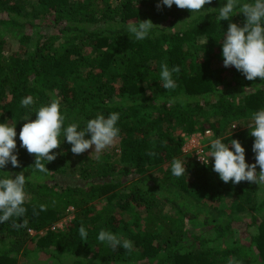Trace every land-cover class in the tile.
<instances>
[{
    "label": "trees",
    "instance_id": "16d2710c",
    "mask_svg": "<svg viewBox=\"0 0 264 264\" xmlns=\"http://www.w3.org/2000/svg\"><path fill=\"white\" fill-rule=\"evenodd\" d=\"M158 3L0 0V123L16 125L21 165L9 163L0 178L23 171L28 194L27 227L0 224V264L42 254L53 264H264V189L225 184L212 170V158L205 165L194 152L183 154L186 136L210 132L225 143L239 140L246 163H255L247 126L251 113L264 108V82L223 66L221 39L229 21L217 17L226 0L192 13L175 5L158 9ZM146 19L156 27L138 41L127 25ZM244 20L238 14L231 22L242 26ZM162 62L180 68L173 74L175 90L160 81ZM30 95L36 103L21 107ZM53 97L61 99L65 126L76 122L83 129L97 114L119 113L115 149L99 159L74 155L61 136V147L53 150L57 158L45 162L49 172L36 170L19 132L24 117L34 120L35 109ZM206 151L210 145L204 159ZM174 158L186 167L179 178L171 173ZM67 214L73 218L63 229L52 230ZM239 221L247 243L235 237ZM102 229L131 241L132 251L100 242Z\"/></svg>",
    "mask_w": 264,
    "mask_h": 264
},
{
    "label": "clouds",
    "instance_id": "9594fccd",
    "mask_svg": "<svg viewBox=\"0 0 264 264\" xmlns=\"http://www.w3.org/2000/svg\"><path fill=\"white\" fill-rule=\"evenodd\" d=\"M212 3L213 0H159L157 8L166 6L170 9L175 5L178 9H187L192 13L200 12L205 5ZM238 14L245 18L242 26L231 22ZM217 19L229 21L227 31H223L221 39L223 66L234 67L248 81L259 79L264 82V0H226V4L218 8ZM154 27L156 26L153 22L146 19L130 22L126 30L139 41L148 38ZM179 72L178 66L169 68L166 62L161 63L160 81L166 90L176 89L173 74ZM35 103V98L30 95L21 100V107L31 108ZM34 115V120L30 116L24 117L19 140L20 147L34 155L33 167L40 172H49L46 164L57 158L53 150L61 147V136L64 138L63 142L71 145L74 155L92 149V154L95 153L97 159L104 150L113 146L120 136V129L117 127L120 115L117 112L110 113L107 117L97 114L86 122L83 129L76 122L65 126L66 116L61 111V99L58 97H53L50 103L36 108ZM250 120L247 128L250 136L254 138L252 151L255 154V163H246V150L237 139H230V142L225 143L221 138H215L210 142L211 151L207 154L208 158H199L205 165H208L209 158H212V170L225 184L249 182L264 186V108L251 113ZM16 136L14 123H0V169L9 163L13 168L21 167ZM86 136L90 138L86 139ZM148 155L154 156L156 153L149 152ZM2 173L4 176L0 178V224L12 221V227L17 230L27 227L28 221L23 219L27 213L24 206L28 199L25 190L27 178L23 171L18 174ZM171 173L177 178L186 173V167L181 160H172ZM39 207L41 211L46 210L45 205ZM33 214H38L35 208ZM20 220L22 223L17 222ZM79 235L82 240L87 239L88 233L83 225L79 228ZM98 240L113 250L123 247L131 252L133 248L131 241L103 229L99 232ZM228 264L239 262L231 259Z\"/></svg>",
    "mask_w": 264,
    "mask_h": 264
},
{
    "label": "rangeland",
    "instance_id": "374dc122",
    "mask_svg": "<svg viewBox=\"0 0 264 264\" xmlns=\"http://www.w3.org/2000/svg\"><path fill=\"white\" fill-rule=\"evenodd\" d=\"M6 37H8V39L10 40L11 45H13V47L16 46V42L14 37H12L10 35V33H8L6 35ZM234 89V88H233ZM211 140H213L211 133L209 135H201V134H193L190 136H186L185 140H184V147H183V154L184 156L188 155V154H192V152L195 153L196 156L202 155L204 153V149L210 145ZM117 144V141L115 142V144L109 148H107L106 150H104L103 152H107V151H111L112 149H115ZM92 149H89L88 151H86L85 153H83L82 155H85L86 157H95L96 154L93 153L92 154ZM102 152V153H103ZM209 152L206 151V154H208ZM92 154V155H91ZM183 156V157H184ZM202 158V157H201ZM261 188L264 189V186H261ZM230 203H226V206L229 207ZM69 211H71V208L69 209ZM73 218V214H67V217L64 218L62 221H60L59 223H57L54 227H52L51 229H59L62 230L63 227L65 226V223H67L68 221H70ZM239 218V217H236ZM247 220V219H246ZM249 222V221H248ZM188 228V227H187ZM186 228V229H187ZM245 225L243 223V221H239V223L237 225H234V233H235V237H238L242 242L247 243V232H245ZM249 232L251 231V233H253L254 229L250 228L248 229ZM221 246V243L219 241L214 243V247L215 248H219ZM28 248L29 249H33V243L29 242L28 243ZM54 260H50L48 259V256L46 255H40L35 257L34 260H26L25 258H20L19 260V264H53ZM72 261L69 259H64L63 264H71Z\"/></svg>",
    "mask_w": 264,
    "mask_h": 264
},
{
    "label": "built area",
    "instance_id": "2783aa9c",
    "mask_svg": "<svg viewBox=\"0 0 264 264\" xmlns=\"http://www.w3.org/2000/svg\"><path fill=\"white\" fill-rule=\"evenodd\" d=\"M209 134H210V132H205L204 135L206 136V135H209ZM198 158H201V156H200V157L198 156ZM198 160H199L200 162H202L200 159H198Z\"/></svg>",
    "mask_w": 264,
    "mask_h": 264
}]
</instances>
